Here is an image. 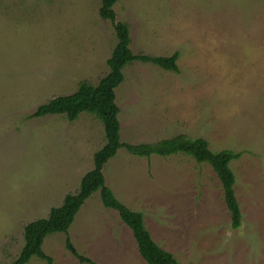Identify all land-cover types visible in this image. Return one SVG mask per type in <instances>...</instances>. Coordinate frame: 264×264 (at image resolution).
I'll use <instances>...</instances> for the list:
<instances>
[{
    "label": "rangeland",
    "instance_id": "rangeland-1",
    "mask_svg": "<svg viewBox=\"0 0 264 264\" xmlns=\"http://www.w3.org/2000/svg\"><path fill=\"white\" fill-rule=\"evenodd\" d=\"M101 0H0V264L23 246V227L75 193L104 143L102 122L81 112L32 116L49 99L96 84L116 42ZM134 54L177 53L178 71L132 61L114 89L119 141L202 137L230 149L241 221L231 227L221 184L206 163L125 148L103 165L105 186L143 214L153 241L177 264H264V0H117ZM146 264L130 228L99 190L66 233L44 237L51 264ZM26 264H47L31 256Z\"/></svg>",
    "mask_w": 264,
    "mask_h": 264
},
{
    "label": "trees",
    "instance_id": "trees-1",
    "mask_svg": "<svg viewBox=\"0 0 264 264\" xmlns=\"http://www.w3.org/2000/svg\"><path fill=\"white\" fill-rule=\"evenodd\" d=\"M117 0H101L98 14L102 19L112 22L116 42L110 56L106 60L108 71L96 84L82 81L70 94L58 95L39 104L32 116L40 117L52 114H63L68 120H74L79 113L88 112L98 118L103 125L105 143L93 154V166L80 179L75 193L65 194L61 204L50 208L48 216L27 223L23 227V246L18 256L9 264H26L31 256L52 263L50 256L42 249L45 236L55 232L66 233L84 201L96 190H99L103 206L117 211L121 221L127 225L137 244L138 252L146 264H177L174 256L160 248L151 238L145 227L143 214L133 211L118 201L112 191L105 186L102 168L104 163L113 157L118 148L123 147L137 156L156 154L168 156L176 153L186 154L198 163L208 164L215 172L223 191L226 207L230 213L231 227L237 228L241 221V213L233 191L234 174L229 163L238 158L239 153L230 149L212 151L208 142L202 137L190 138L176 135L156 143L131 144L119 141L118 106L115 104L114 89L123 81L122 69L132 61L151 63L166 71H178L177 53L170 56H154L134 54L129 48V26L126 22L116 21L112 9ZM65 248L79 262L96 264L89 258L79 254L66 237Z\"/></svg>",
    "mask_w": 264,
    "mask_h": 264
}]
</instances>
